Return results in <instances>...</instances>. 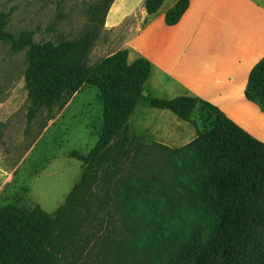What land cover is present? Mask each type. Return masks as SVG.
<instances>
[{"label":"rangeland","instance_id":"obj_1","mask_svg":"<svg viewBox=\"0 0 264 264\" xmlns=\"http://www.w3.org/2000/svg\"><path fill=\"white\" fill-rule=\"evenodd\" d=\"M113 1V0H112ZM110 0H0L4 30L11 34L31 32L35 43H57L75 39L91 31L83 53L89 67L118 51L126 42L128 20L114 29L104 27V8ZM110 5V4H109ZM90 7H94L92 13ZM264 11V0H260ZM232 37V41H234ZM222 49V48H219ZM223 50V49H222ZM229 51V50H227ZM26 50L13 51L0 41V206L13 204L24 208L38 205L54 215L66 205L60 222L49 240L50 264H150L156 250L135 254L134 247L146 231L167 236V244L155 264H191L181 255V241L197 228L203 240L213 229L216 214L203 215L199 205L189 208L161 209V191L174 194L170 149L179 148L195 137L194 127L167 110L149 105L151 97L170 99L186 95L196 97L187 84L175 82L154 72L143 85L142 96L128 120L130 140L125 151L115 153L84 181L86 166L69 157L75 151L85 155L94 146L101 129L102 102L97 88L84 84L64 102L50 109L40 108L28 121L29 102L24 87ZM206 79L203 100L228 111L233 122L264 143V114L256 104L243 97L247 59L221 65L223 51ZM237 57V54L227 55ZM230 76V81L228 77ZM224 112V111H223ZM226 114V113H225ZM197 112L192 119L196 121ZM174 157V158H173ZM115 161V163H113ZM113 163V164H112ZM133 185L141 197L130 203L117 198L123 188ZM73 187L76 190L69 195ZM157 207L153 223L147 224L145 212ZM141 216V218H138ZM153 229V230H151Z\"/></svg>","mask_w":264,"mask_h":264},{"label":"trees","instance_id":"obj_2","mask_svg":"<svg viewBox=\"0 0 264 264\" xmlns=\"http://www.w3.org/2000/svg\"><path fill=\"white\" fill-rule=\"evenodd\" d=\"M162 2L144 0L143 7L152 15ZM111 3L112 0L105 5L104 14ZM187 7L188 0H177L164 13L165 25H175ZM89 9L95 11L94 7ZM5 25L0 13V41L15 52L26 50L23 80L29 102L28 121L40 108L62 104L84 84L97 88L102 102V125L97 140L87 154L75 151L69 154L86 166L84 181L108 158L125 151L130 140L128 120L136 103L143 98V85L150 74L149 61L137 57L129 62L127 50L120 49L89 67L83 53L93 36L91 31L57 43H35L31 32L11 34L4 30ZM243 97L264 114V56L250 69ZM149 105L170 111L190 123L196 132L188 143L170 149L178 160L171 163L176 196L161 191L164 198L161 209L189 208L193 206L191 202L199 205L203 215L217 217L212 231L203 240L197 238V228L191 227V236L178 246L181 255L190 259L191 264H264V143L198 97L149 98ZM195 112L196 121L192 119ZM122 190L117 199L129 197L125 201L130 200L131 205L142 195L138 189L135 192L133 185ZM66 206L54 215L38 205L28 209L13 204L0 206V264H50L46 249ZM145 214L147 218H142L147 224L136 223L137 229L155 222L152 218L155 214L160 216L156 206ZM166 238L158 231L144 232L141 242L134 247L135 254L154 249L155 259L150 264H155L167 244Z\"/></svg>","mask_w":264,"mask_h":264},{"label":"crops","instance_id":"obj_3","mask_svg":"<svg viewBox=\"0 0 264 264\" xmlns=\"http://www.w3.org/2000/svg\"><path fill=\"white\" fill-rule=\"evenodd\" d=\"M143 1L113 0L104 27L111 30L128 20L127 39L120 49L127 50L129 62L137 57L148 60L154 78H162L160 74H163L187 84L202 99L205 92L200 91H206L208 84L203 78H211V70L220 67L215 63L217 52L225 53L221 65L239 63L246 58L242 74L247 76L264 56V11L260 10V0H188L187 9L173 26L165 25L163 16L177 0H163L152 15L146 13ZM234 54L238 56L226 59ZM226 78L230 81L231 77ZM223 111L233 119L225 107Z\"/></svg>","mask_w":264,"mask_h":264}]
</instances>
